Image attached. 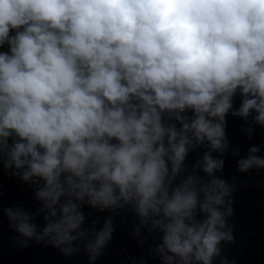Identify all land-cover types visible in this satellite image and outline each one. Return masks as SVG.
I'll return each instance as SVG.
<instances>
[{"label": "clouds", "instance_id": "obj_1", "mask_svg": "<svg viewBox=\"0 0 264 264\" xmlns=\"http://www.w3.org/2000/svg\"><path fill=\"white\" fill-rule=\"evenodd\" d=\"M229 113L264 126V0H0V162L40 205L3 208L21 248L82 243L95 264L123 212L136 246L158 236L159 264H237L220 245L238 183L212 155ZM259 151L238 171L264 169Z\"/></svg>", "mask_w": 264, "mask_h": 264}, {"label": "water", "instance_id": "obj_2", "mask_svg": "<svg viewBox=\"0 0 264 264\" xmlns=\"http://www.w3.org/2000/svg\"><path fill=\"white\" fill-rule=\"evenodd\" d=\"M239 103V97H237L234 110L239 107ZM249 128L252 131L251 136L248 135ZM227 133L229 147L226 154L221 157L218 152L212 153L213 158H223L225 161L224 170L216 175L226 179L229 184L233 182L231 178L235 177L238 183V189L234 193L235 214L229 221L236 226L234 233L236 242L232 245L222 242L220 245L222 255H227L229 260L235 259L237 264H264V169H252L248 173H241L237 168V161L246 158L252 146L260 149L255 155L264 158V126L255 124L252 116L245 122L229 113ZM206 150H208L207 142L201 148L189 153L185 161L189 171L197 160L202 159ZM234 150L238 152L237 156L232 155ZM10 172L11 170L5 173L3 164L0 162V185H2L0 191L3 192V198L0 201V264H89L88 255L84 252L82 243H78L79 250L76 253L65 257L58 249H53L51 246L45 248L36 244L35 241H28L30 246L21 248L19 241L12 239L18 233L9 227L3 208H14L23 201L24 210L33 213L40 205L33 196L36 185L28 186L17 178L11 177ZM257 172L260 175H257ZM198 174L206 175L199 170ZM258 184L261 185L260 188ZM99 215L101 219L97 230L103 226L104 218L108 213ZM91 219L92 217H89V222ZM37 223L39 231L44 226L42 217L37 218ZM135 223H138V220L131 213L125 216L121 212L120 216L114 217L116 232L95 264H130L133 256L138 261L141 258L144 259L147 264H159L154 254L149 255L155 245L160 243L158 236L153 239L146 228L142 229L140 238H143L145 243L136 246L135 241L128 236ZM74 246L77 245L74 244ZM213 264H219V258L214 259Z\"/></svg>", "mask_w": 264, "mask_h": 264}]
</instances>
